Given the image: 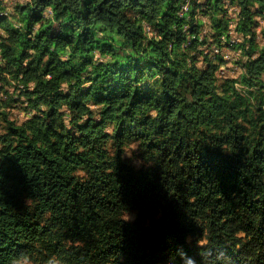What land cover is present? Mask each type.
I'll list each match as a JSON object with an SVG mask.
<instances>
[{"label":"trees","instance_id":"trees-1","mask_svg":"<svg viewBox=\"0 0 264 264\" xmlns=\"http://www.w3.org/2000/svg\"><path fill=\"white\" fill-rule=\"evenodd\" d=\"M188 2L33 0L7 14L0 0V264L20 252L35 264L53 255L172 264L178 246L197 264H264V51L254 13L246 0H225L244 9L243 42L227 10L201 39L196 9L221 14V0H190L178 17ZM48 4L56 27L44 22ZM137 19L159 43L145 45ZM36 21L45 27L33 37ZM97 28L146 59L93 65L96 48L115 54L94 41ZM231 51L234 77L225 73ZM132 144L139 166L125 156Z\"/></svg>","mask_w":264,"mask_h":264},{"label":"clouds","instance_id":"clouds-1","mask_svg":"<svg viewBox=\"0 0 264 264\" xmlns=\"http://www.w3.org/2000/svg\"><path fill=\"white\" fill-rule=\"evenodd\" d=\"M215 0H213V3ZM198 4L203 5L204 0H197ZM16 4L19 5H28L29 7H35L33 0H5L6 7L4 8L5 13L12 14L14 7ZM218 7L221 9V14H205L202 12L201 8H197L195 12V22L200 27V37L203 39L204 35L212 34L214 29V21H219L224 18L223 11L227 10V18H229L230 23L228 24V29L233 35V39L237 42H243L244 37H242L236 29L239 26L241 12L244 11L243 8L238 7L235 4H230L225 2V0H221L220 5ZM245 7L250 11V13H254L252 15V20L255 22L256 26L252 29L255 33L257 48L258 50L264 51V4L258 2V0H246ZM191 2L183 5L182 9L176 13L178 17H185L187 13L191 12ZM18 15V14H17ZM43 18L44 22L50 24L52 27H56L61 21H59L56 17V12L53 9L51 4H48L46 7H43ZM136 19V18H134ZM191 19V17H189ZM41 21H36L34 23V27L32 30V36L35 37L37 33H39L43 27H45V23ZM14 27L23 28L22 24L16 23L13 25ZM136 27L141 29L142 35L144 37V43L147 45L150 41H155L157 43L160 42L162 37L158 34V31L149 24L148 21L143 19H137ZM94 41L100 42H108L111 44L112 48L115 50V54L113 52H105L102 51L101 48H96L94 51L90 53L92 58V64H120L125 65L129 63L131 60H141L142 62L146 59L143 53L134 51L131 46H125L126 41L118 38L115 34L109 35L105 31L99 30V28L94 30ZM0 37L7 39L6 32H0ZM251 38L250 36L248 37ZM72 48L70 46H66L65 49L60 54V59L62 61H67L71 56ZM255 58V57H254ZM27 63V61H25ZM197 68H200L201 65L197 64ZM94 68L89 66L86 69V73L94 74ZM51 79V77H48ZM158 79V77H157ZM90 82H85L83 87H89ZM67 84L61 85V91L67 90ZM237 88L240 87L239 84L236 85ZM19 127V124H17ZM126 154L130 156L129 153ZM239 236H243L244 233L241 232L238 234ZM190 243V241H189ZM197 247L200 248L202 245L197 242ZM200 255H203L200 253ZM174 260H172V264H197V261L194 256H189L188 252L185 250L183 246H178L173 253ZM11 264H35L33 258L25 252H20L17 256H15L11 260ZM43 264H66V258L63 256H49ZM164 264H169V261H165Z\"/></svg>","mask_w":264,"mask_h":264},{"label":"rangeland","instance_id":"rangeland-1","mask_svg":"<svg viewBox=\"0 0 264 264\" xmlns=\"http://www.w3.org/2000/svg\"><path fill=\"white\" fill-rule=\"evenodd\" d=\"M233 52H234L235 54H234ZM231 54H232V55H231ZM233 54H234V55H233ZM230 56H231V57H229V59L232 60V62L227 66L228 69L225 70V71H227V72H225V73H226V74H229V75H231V76H232V75H233V76H238V74H239L240 71H241V68H240V67L237 65V63L234 61L235 59H237L238 54H237V52H235V51H231V52H230ZM23 114H25V113H23V111L20 110V108L16 107V108L14 109V115H13V116H14L17 120L22 121V120L25 118V116L23 117ZM135 147H136L135 144H132V145L128 146V147L126 148V152L129 153L131 157H129V156L126 154V152H125V156H126V158H127L131 163H133V164L139 166V165H141V160L139 159V157H138V155H137V153H136ZM135 215H136L135 213H129V214L126 215V218L129 219V220H132V219L135 217Z\"/></svg>","mask_w":264,"mask_h":264},{"label":"bare ground","instance_id":"bare-ground-1","mask_svg":"<svg viewBox=\"0 0 264 264\" xmlns=\"http://www.w3.org/2000/svg\"><path fill=\"white\" fill-rule=\"evenodd\" d=\"M188 3H189V2H188ZM185 4H186V3H185ZM223 37H224V36H223ZM231 42H232V41H231ZM235 42H236V41H235ZM236 43H237V42H236ZM236 43H235V44H236ZM227 46H228V45H227ZM218 47H219V46H218ZM220 47H221V46H220ZM245 47H246V45H245ZM214 48H215V47H214ZM215 50H216V49H214V51H215ZM220 50H221V49H220ZM243 50H244V49H243ZM243 50H242V51H243ZM217 51H218V49H217ZM225 51H226V50H225ZM237 52H238V51H237ZM222 53H223V52H222ZM226 53H227V52H226ZM233 53H234V52H233ZM224 54H225V53H224ZM224 54H223V55H224ZM234 54H235V53H234ZM234 54H233V55H234ZM221 55H222V54H221ZM231 55H232V54H231ZM227 56H228V54H227ZM224 57H225V56H224ZM228 58H229V56H228ZM224 64H225V63H224ZM227 69H228V68H227ZM219 72H220V71H219ZM232 76H233V75H232ZM233 77H234V76H233Z\"/></svg>","mask_w":264,"mask_h":264},{"label":"crops","instance_id":"crops-1","mask_svg":"<svg viewBox=\"0 0 264 264\" xmlns=\"http://www.w3.org/2000/svg\"><path fill=\"white\" fill-rule=\"evenodd\" d=\"M228 56L230 57V55L228 54Z\"/></svg>","mask_w":264,"mask_h":264}]
</instances>
